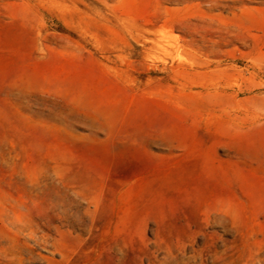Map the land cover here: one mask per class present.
Masks as SVG:
<instances>
[{
  "label": "rangeland",
  "instance_id": "obj_1",
  "mask_svg": "<svg viewBox=\"0 0 264 264\" xmlns=\"http://www.w3.org/2000/svg\"><path fill=\"white\" fill-rule=\"evenodd\" d=\"M0 264H264V0H0Z\"/></svg>",
  "mask_w": 264,
  "mask_h": 264
}]
</instances>
